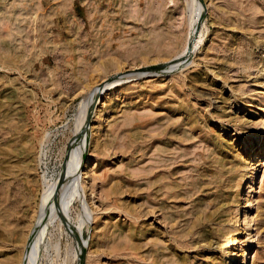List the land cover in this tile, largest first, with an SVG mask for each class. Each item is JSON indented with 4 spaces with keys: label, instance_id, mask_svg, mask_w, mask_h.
Returning a JSON list of instances; mask_svg holds the SVG:
<instances>
[{
    "label": "rangeland",
    "instance_id": "374dc122",
    "mask_svg": "<svg viewBox=\"0 0 264 264\" xmlns=\"http://www.w3.org/2000/svg\"><path fill=\"white\" fill-rule=\"evenodd\" d=\"M38 227L37 264H264V0H0V264Z\"/></svg>",
    "mask_w": 264,
    "mask_h": 264
},
{
    "label": "bare ground",
    "instance_id": "6f19581e",
    "mask_svg": "<svg viewBox=\"0 0 264 264\" xmlns=\"http://www.w3.org/2000/svg\"><path fill=\"white\" fill-rule=\"evenodd\" d=\"M196 3V2H195ZM198 7V13H197V18L201 15V10L199 8V6L197 5ZM198 21V19L195 20V23L196 24ZM193 24V25H194ZM193 27V26H192ZM195 29V28H194ZM195 33V32H194ZM194 35V34H193ZM189 45H191V40L189 39V42H187V45H186V49L189 47ZM189 49V48H188ZM181 62V61H180ZM97 90H100V86H98L96 88ZM99 91H96V93H98ZM95 93V94H96ZM76 187V186H75ZM74 187V188H75ZM51 189V188H49ZM32 192H34V190L32 189ZM52 190L51 191H48L45 195H44V201H43V204L46 207H48L53 201H55L57 199V195L53 196L52 197V194H51ZM54 195V194H53ZM238 214V213H237ZM57 215V214H56ZM81 228V227H80ZM243 229V228H242ZM40 230L41 228H35L32 233L30 234L29 236V241H28V244H27V247L25 249V252H24V260H23V264H37V254H38V251L40 250L39 248L41 247L40 246V241H41V236H40ZM246 231V230H245ZM239 232V231H238ZM244 232V231H243ZM243 245V244H242ZM246 250V249H245ZM249 256V255H248ZM252 258V257H251Z\"/></svg>",
    "mask_w": 264,
    "mask_h": 264
},
{
    "label": "water",
    "instance_id": "95a60500",
    "mask_svg": "<svg viewBox=\"0 0 264 264\" xmlns=\"http://www.w3.org/2000/svg\"><path fill=\"white\" fill-rule=\"evenodd\" d=\"M191 48H192V44H191V46H190V48H189V50H188V51H190V50H191ZM65 174H66V173H65ZM65 174L63 175V177H64V176H66ZM82 259H83V258H82Z\"/></svg>",
    "mask_w": 264,
    "mask_h": 264
}]
</instances>
